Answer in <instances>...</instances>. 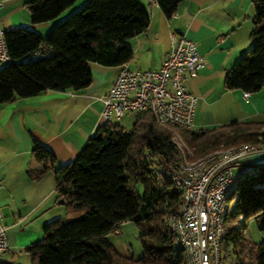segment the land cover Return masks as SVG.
Listing matches in <instances>:
<instances>
[{"label": "trees", "instance_id": "trees-1", "mask_svg": "<svg viewBox=\"0 0 264 264\" xmlns=\"http://www.w3.org/2000/svg\"><path fill=\"white\" fill-rule=\"evenodd\" d=\"M76 1L25 0L24 4L30 22L38 23L56 18ZM156 1L171 16L182 0ZM251 2V46L226 71L223 82L226 88L252 93L264 85V0ZM148 22L140 0H83L44 35L27 25L4 29L12 61L0 65V103L48 89L85 88L92 79L89 62H126L132 50L123 41L143 31ZM180 134L197 157L220 144H264V120H233L182 129ZM31 151L42 165L28 172L39 178L54 167L55 156L37 139ZM179 159L170 129L158 124L149 111L136 113L128 130L110 121L100 124L71 162L54 169L55 190L64 199L67 217L45 222L42 237L25 247L31 264H180L183 253L163 219L179 209L180 190L166 172ZM249 164L229 196L234 204L220 244L221 264H264V240L252 242L245 223L241 229L227 224L238 223L243 216L264 231V160ZM125 220L136 223L143 248L138 257L120 254L106 236ZM0 264L14 263L0 259Z\"/></svg>", "mask_w": 264, "mask_h": 264}, {"label": "crops", "instance_id": "crops-1", "mask_svg": "<svg viewBox=\"0 0 264 264\" xmlns=\"http://www.w3.org/2000/svg\"><path fill=\"white\" fill-rule=\"evenodd\" d=\"M24 2L0 0L3 29L27 25L44 35L83 0H77L56 18L38 23L30 22ZM140 2L149 22L143 31L123 41L132 55L122 64L130 69L157 68L170 49L172 35H184L204 56L196 74L184 80L185 88L196 96L192 129L233 120H264V85L244 98L245 91L226 88L223 82L226 71L251 46V0H182L171 16L163 13L156 0ZM120 65L90 61L92 79L81 90L48 89L0 103V212L8 239V249L0 253V259L31 264L25 247L42 237L45 222L67 217L64 199L55 190L54 169L71 162L103 123L100 97L112 85ZM33 139L55 156L54 167H48L39 178L28 172L42 165L32 155ZM260 156L264 153H255L250 160H264L253 159Z\"/></svg>", "mask_w": 264, "mask_h": 264}, {"label": "built area", "instance_id": "built-area-1", "mask_svg": "<svg viewBox=\"0 0 264 264\" xmlns=\"http://www.w3.org/2000/svg\"><path fill=\"white\" fill-rule=\"evenodd\" d=\"M1 4V3H0ZM12 61L0 26V65ZM204 63L195 43L184 35H172L169 51L159 67L130 69L121 64L107 92L101 95L103 122L125 112L149 111L161 126L171 131L180 159L167 167L173 185L180 190L178 212L164 222L183 253L180 264H221L220 244L230 209L229 196L240 177L250 169V157L264 153V144H220L201 156H193L180 130L192 128L196 96L185 88L186 76H194ZM249 93L243 92L247 98ZM0 212V253L8 249L6 226ZM239 216L237 227L244 226Z\"/></svg>", "mask_w": 264, "mask_h": 264}, {"label": "rangeland", "instance_id": "rangeland-1", "mask_svg": "<svg viewBox=\"0 0 264 264\" xmlns=\"http://www.w3.org/2000/svg\"><path fill=\"white\" fill-rule=\"evenodd\" d=\"M75 3H77V1ZM135 117H136L135 112L128 111L122 114L118 118L113 117L110 120V122L119 124L124 129L128 130L130 129ZM256 158L264 159V156L255 157L253 159ZM137 187L140 188L139 185ZM233 204H234V199L229 200V206L232 207ZM229 223L233 225H238V223L235 220L228 221L227 224ZM245 230L247 231V234L252 242H258L260 240H264V231L259 230L257 226L254 224L253 220L245 219ZM106 236L113 244L116 245L117 250L121 253H124L125 255L138 257L143 253L142 244L137 234V226L133 220L122 221L115 230L110 231Z\"/></svg>", "mask_w": 264, "mask_h": 264}]
</instances>
